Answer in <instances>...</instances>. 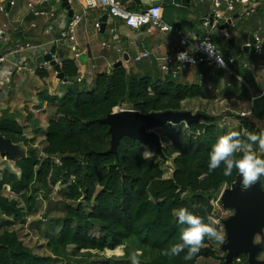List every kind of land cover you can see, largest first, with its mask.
Instances as JSON below:
<instances>
[{
	"label": "trees",
	"instance_id": "1",
	"mask_svg": "<svg viewBox=\"0 0 264 264\" xmlns=\"http://www.w3.org/2000/svg\"><path fill=\"white\" fill-rule=\"evenodd\" d=\"M260 1L264 2L258 0V4ZM154 5L160 7L159 3ZM59 65L66 82L77 77L73 61L63 60ZM244 75L248 83L252 82L250 75ZM196 98H206L196 85L139 77L122 67L112 69L110 74H97L89 91L69 90L57 101L54 118L44 130L42 160L34 155L33 139L24 138L22 129L12 119L0 120V136L26 148L24 157L15 163L18 176L7 171L0 174V264L82 263L75 258L117 249L123 252L121 258H103L100 264H131L133 252L139 253L140 264H196L199 258H213L215 253L207 237L205 246L191 261L183 259L187 249L175 257L162 252L182 243L180 232L186 225L177 223L175 211L186 208L208 223L210 201L237 175L234 168L230 176H225L224 165L209 171L212 146L226 134L212 125L219 118L155 130L161 155L154 145L127 138L119 141L116 155L106 154L107 127L98 122L123 105L141 114L177 112L182 111L183 101ZM263 115L236 118L239 126L233 131L239 132L242 140L247 139L248 133L264 131ZM253 148L264 158L258 145ZM145 150L164 161L174 156L168 179L162 178L163 172L156 163L143 156ZM57 184L64 187L59 194L66 200L65 214L57 236L46 242L48 255L39 256L21 242L11 227L25 221L21 203L30 211L34 195L40 192L46 198ZM260 186L264 190V178ZM5 187L16 198L3 195ZM94 229L100 238L89 235ZM263 251L261 243L257 257ZM221 261L222 257L218 264Z\"/></svg>",
	"mask_w": 264,
	"mask_h": 264
},
{
	"label": "crops",
	"instance_id": "2",
	"mask_svg": "<svg viewBox=\"0 0 264 264\" xmlns=\"http://www.w3.org/2000/svg\"><path fill=\"white\" fill-rule=\"evenodd\" d=\"M40 1L0 0V6H4L7 12V16L0 13V24L5 25L6 30V39L0 44V57L3 59L0 64V120L12 119L22 129L24 138L33 139L31 147L34 152L38 144L36 138L42 140L45 145L44 130L47 123L54 118L53 113L57 101L63 98L69 90L89 91L94 85L95 76L105 73L106 70H112L117 62H120V67L131 74L162 81L165 78L158 70L156 58L167 55L177 43L176 35L162 32L153 26L146 25L133 30L125 27L119 19L109 17H106L102 23L99 20L104 14L98 12L97 15L90 16L88 12L90 10L84 11L81 1L67 0L73 14H79L81 18L75 28V44L63 42L59 45L56 38L65 24L66 12L55 6L56 0H49L41 6L47 11L54 9V19L48 22L44 18H35L28 12L27 4H37ZM117 1L123 7L135 12L147 7L137 6L131 3V0ZM9 2H13V5L9 6ZM178 2V5H165L160 1H151L150 4L159 3L160 19L185 38L191 40L195 36L203 35L200 25L202 20L210 15V4L198 0H178ZM98 22L101 26L103 24V29L100 27V30L96 32L94 28L92 29V25ZM231 23L233 26L230 27L228 23L215 24L217 26L215 30H212L211 37L216 50L222 57L232 54L235 61V66H233L236 68L234 74L236 73L237 76L242 74V77H245L244 74L247 73L252 78L250 83L259 87L264 83V36L263 38L261 36L263 52L260 55L238 52L237 47L244 46L248 37H252L258 28L264 35V2L260 1L255 13L245 18H238L232 14ZM239 24L242 25L241 28L235 30ZM222 25L225 26L223 30L226 29L228 33L227 40L223 38L219 30ZM90 29L94 30L93 33H89ZM231 29L234 31L231 32ZM242 37L245 41H241ZM102 43L109 44V48L102 47ZM15 44L20 49H15ZM26 45L30 48H26ZM51 46H55L53 57L58 64L63 60H71L76 66L77 77L71 82L60 83L56 80L52 68L47 66L36 68L38 64L35 60L44 56ZM142 52H150V55L134 62V57ZM80 57H83L82 60ZM220 71L196 66L182 73L174 82L184 86L199 87L200 85L199 89L206 98H198L199 101L196 103H201V108L206 106V114H213L212 107L216 108L215 103L220 104L219 109L229 111L232 101H239V103L241 101L238 100V94L229 90L231 87L229 84L222 85L223 82L218 79ZM40 72L44 74L41 76ZM153 75L155 78L152 77ZM223 88L227 89L222 93L228 95L227 99L219 96ZM210 89L213 94L207 91ZM247 91L248 96L245 100L248 104L247 98L252 96V93L248 87ZM214 96L216 99L213 98ZM187 102L183 101L181 106ZM187 108H192V106ZM185 111L192 113L197 112L198 109L185 108ZM220 126L225 127V125ZM229 128L227 127L226 130ZM17 146L22 147L21 144ZM20 150L24 151L21 148ZM2 160L10 162L7 159Z\"/></svg>",
	"mask_w": 264,
	"mask_h": 264
},
{
	"label": "water",
	"instance_id": "3",
	"mask_svg": "<svg viewBox=\"0 0 264 264\" xmlns=\"http://www.w3.org/2000/svg\"><path fill=\"white\" fill-rule=\"evenodd\" d=\"M131 3L137 6H148L151 1H160L162 4L178 5V0H131ZM60 8L66 12L67 24L73 12L69 8L67 0H60ZM103 15L99 21L105 20ZM212 23V19H210ZM225 26H220L219 30H223ZM103 29V24L101 26ZM204 36H199L202 39ZM59 45L63 44L60 36L57 35ZM231 41V40H230ZM229 42V41H228ZM248 43L253 44V39L248 37ZM231 44V42H229ZM238 52L255 53L253 47L238 46ZM55 52V46H51L49 51L35 60V63H48L55 72V78L58 81L65 82V78L61 73L60 66L52 59ZM256 54V53H255ZM232 54L228 55L231 57ZM81 60L83 57H80ZM117 62L113 69L120 67ZM264 114V96L255 97L249 107V115L259 118ZM211 119L202 113H191L189 111H164L157 113L141 114L135 110H119L112 111L105 118L99 120L100 124L107 127L109 136V148L106 154L116 155L119 141L127 138L142 143H150L154 145L156 153L161 155V143L155 130L165 125L177 126L181 123L190 125L200 121H210ZM24 151L20 150L17 145L0 136V157H5L8 161L16 163L24 157ZM242 177L237 172L235 179L227 187L222 189L219 195V203L223 210L231 212L227 218L222 220L225 238L224 243L220 246V251L224 253L220 264H232L233 259L238 256L246 257V264H264L263 260L257 259V254L261 250V243L264 240V190L260 186V182L245 189L241 186ZM259 238L256 242L255 239Z\"/></svg>",
	"mask_w": 264,
	"mask_h": 264
},
{
	"label": "built area",
	"instance_id": "4",
	"mask_svg": "<svg viewBox=\"0 0 264 264\" xmlns=\"http://www.w3.org/2000/svg\"><path fill=\"white\" fill-rule=\"evenodd\" d=\"M49 0H41L37 4L28 3L27 8L28 12L35 18H44L48 22L54 19L55 10L49 9L47 11L45 8L41 6L42 3H47ZM82 2V8L84 11L87 10H95L100 12L106 17L119 19L122 24L129 29H139L146 25L153 26L162 32H170L177 36V43L171 49V51L162 57L156 58L157 66L159 72L163 75V78H167L170 80H176L182 73L187 70L193 69L196 66H203L207 69H216L221 70L230 75H234V70L231 66L234 64L233 57L223 58L219 52L216 50V47L211 38L212 30L216 29L215 24H226L228 26H233L231 23L232 14H235L236 17L242 18L247 17L255 13L258 0H198L199 2H208L210 4V13L212 22L210 24V20L208 17L204 18L201 22V30L203 31L204 37L200 39L198 36L193 37L191 40L185 38L176 32L172 27L165 24L159 17V7L154 4H149L146 8L141 11L135 12L130 11L126 7H123L117 0H79ZM57 3L60 0H56ZM9 6L13 5V2H9ZM0 13L4 16H7V12L5 11L4 6H0ZM79 14H73L71 20L64 24L61 32L59 33L60 40L67 43L75 44L74 34L76 24L80 21ZM34 27V25H32ZM101 24L94 23L93 28L96 32L100 30ZM222 32V36L225 40L229 38L228 33L225 30ZM262 31L260 28L252 35L253 44L246 42L244 46L247 48L253 47L254 52L257 55L262 53V39H261ZM6 39V30L5 25L0 24V44ZM208 41L210 44V52L214 53L215 56H210L205 48L202 46V41ZM58 42V41H56ZM102 47L109 48V44L102 43ZM193 46L195 49L193 51ZM26 48H30L29 45H26ZM15 49H20L17 44H15ZM188 52V56L192 58V62H188V60H179L177 59V55L182 52ZM150 55V52H142L136 55L133 59L134 62H138L142 59L147 58ZM216 57H222L221 61H218ZM54 61L56 59L52 57ZM3 59L0 57V64ZM221 63L226 65V67L220 66ZM43 66H47L50 68L48 63H41L36 66V68L40 69ZM112 70H106V74H110ZM60 83H64L60 81ZM253 95V94H252ZM263 93H260L256 96H250V102L258 96H263ZM248 113H240V117H247ZM55 163H57V159H54ZM224 189V187L222 188ZM221 189V191H222ZM220 191V192H221ZM219 195L213 200L210 201V205L212 207V212L210 217L216 223L213 225L220 231L224 236V231L221 226V222L224 217L221 216L222 208L219 203ZM209 222V221H208ZM224 243V242H223ZM222 243H219L221 245Z\"/></svg>",
	"mask_w": 264,
	"mask_h": 264
},
{
	"label": "rangeland",
	"instance_id": "5",
	"mask_svg": "<svg viewBox=\"0 0 264 264\" xmlns=\"http://www.w3.org/2000/svg\"><path fill=\"white\" fill-rule=\"evenodd\" d=\"M55 6L57 8H60V4L56 3ZM92 11V12H90ZM89 15H97L98 12H94L95 10H90ZM160 12V10H159ZM160 14V13H159ZM210 17V15L208 16V18ZM245 18V17H242ZM241 24H239L235 30H238L241 28ZM92 29H93V25H92ZM90 29L89 33H93L94 30ZM234 30L231 29V32H233ZM263 38V34L261 35ZM241 41H245V38L242 37ZM263 52V51H262ZM262 54V53H261ZM245 57H248V55H244ZM253 58V55H251ZM224 58L225 55L223 56ZM250 57V56H249ZM263 57V56H262ZM261 57V58H262ZM251 60V59H250ZM246 61V60H245ZM234 66H235V61H234ZM233 66V68H235ZM236 68L234 69L235 72ZM220 77L218 78L219 80H221L222 85H227L229 84V90H231L232 92H234V94H238V97L240 98V103L239 101L234 102L232 101L230 104V109L229 111H224L223 109H219L220 104L219 103H215V107L213 108V114H206V106L201 108V103L197 104L196 101L198 102L199 99H192L191 102L190 100H187V104L183 103L181 106V109L185 111L186 109H192V108H196L198 109L197 112H192V113H203L204 115L210 117V118H219L217 122L213 123L212 125H214L216 127V129L218 130H225V133H229L233 130H235L238 126H239V121H237L236 118H245V117H240V113H248L249 112V107H250V96L247 98L249 100V103H246L245 97H247L248 95V91H247V87L249 88V90L251 91V93L253 94L252 96H256L260 93L264 94V83L259 86H253L251 83L247 84V80L245 77H241V76H237V75H230L229 73H226L224 71H220L219 72ZM240 74V73H239ZM264 76V73H263ZM152 77L155 78V76L153 75ZM241 77V78H240ZM259 81V80H258ZM200 87V85H199ZM68 90V89H67ZM224 90H227L226 88L221 89V93L219 94L220 97H225L224 99L228 98V95L226 94H222ZM210 94H213L212 89L207 90ZM206 91V92H207ZM215 94V93H214ZM221 100V98H219ZM227 103V101H224ZM191 103V104H190ZM208 104V103H206ZM224 104V103H221ZM209 105V104H208ZM192 106V108H187V107ZM229 107V106H227ZM199 108H201V112H199ZM117 109V110H116ZM114 111H119V110H129L128 106H120V107H116L113 109ZM112 110V111H113ZM208 122H213L212 119L211 121H207ZM261 122L264 124V115L261 118ZM220 125H225V127H221ZM172 126V125H171ZM184 126V125H183ZM230 127L229 130L226 128ZM218 130V131H219ZM243 134H245V131H242ZM193 138L195 136H192ZM219 138V137H218ZM36 140H38V144L37 147H35V152L34 155L36 157V159L38 160H42L44 158L43 155V149H44V144L43 141L40 140L39 138H36ZM20 146V144H19ZM21 147V146H20ZM21 149H23L24 151L26 150V148H23V146L21 147ZM143 156L145 158H149L150 160H152L154 163H156L160 169L163 172V179H168L172 173V160L174 158V156L168 160V161H164L161 158L157 157L155 155V153L152 152H148L147 150H145ZM3 171H7L10 173L15 174L16 176H18L19 171L16 168V166L11 163V162H7L6 160H2V158H0V174ZM63 186L60 185H55L54 188L52 189V192L46 197L44 198V195L42 193H37L34 195V201L32 203L31 206V210L28 211L25 209L24 204L21 203V207H23V213H24V217H25V221L22 225H20V223L15 224L14 226L11 227V229L15 230L17 232V234L20 236V240L21 242L27 246L28 248H31L32 251L39 255V256H46L48 255V251L46 250V242L47 240H51L54 237L57 236V232L58 229L60 227L61 224V220L64 217V210H63V205L66 204V200L59 194V190L63 189ZM3 195L8 196V198H16L14 197L10 191H8V188L5 187L3 192ZM23 204V205H22ZM223 210V209H222ZM229 215H231V212L228 210H223L221 211V216L225 218H227ZM264 233V232H263ZM91 237H95V238H100L101 234L96 230H92L89 234ZM256 242L259 241V238L257 237L255 239ZM210 246L212 247L213 251H214V257L213 258H199L196 261V264H218V260L220 257H223L224 253H222L219 249V243L215 242L213 240H210L209 242ZM262 244H264V240L262 241ZM123 252L119 249L115 250V251H105L103 254H94V253H90V257H76L75 259L77 261H82V263H71V264H100V262H102L103 258H121L122 257ZM258 260H263L264 259V251L257 257ZM56 264H66L65 262H60V263H56ZM232 264H246V257L245 256H238V258H235L232 262Z\"/></svg>",
	"mask_w": 264,
	"mask_h": 264
},
{
	"label": "clouds",
	"instance_id": "6",
	"mask_svg": "<svg viewBox=\"0 0 264 264\" xmlns=\"http://www.w3.org/2000/svg\"><path fill=\"white\" fill-rule=\"evenodd\" d=\"M201 44L210 56H215L214 53L210 52L211 46L208 41H202ZM194 50H196L195 46H193ZM216 58L218 61L222 60V57ZM177 59L192 62V58L188 56L187 51L179 53ZM220 66L226 67L223 63ZM254 145H258L259 149L264 151V131L260 133H248L246 140H242L240 133L237 131H231L220 136L209 153V171L212 172L221 165H224V175L230 176L235 168L242 177V184L245 189L260 182L264 178V158L256 154L253 148ZM238 153L242 154L239 158H237ZM174 214L179 225H186L180 232V240L182 243L172 245L170 249L164 250L162 255L167 257L180 256L187 249L183 259L185 261H191L205 246L204 240L206 237L209 240L223 244L224 237L213 226L216 222L211 217L208 218L209 222L205 223L203 218L194 215L186 208H180ZM221 245L218 246L219 249ZM138 255L139 253L137 252L131 254V264H140L137 258Z\"/></svg>",
	"mask_w": 264,
	"mask_h": 264
},
{
	"label": "bare ground",
	"instance_id": "7",
	"mask_svg": "<svg viewBox=\"0 0 264 264\" xmlns=\"http://www.w3.org/2000/svg\"><path fill=\"white\" fill-rule=\"evenodd\" d=\"M210 19H212V18H211V13H210L209 20H210ZM212 21H213V20H212ZM203 36H204V34H203ZM211 38H212V37H211ZM48 51H49V50H48ZM48 51H47V52H48ZM231 57H232V56H231ZM223 58H224V57H223ZM55 63L57 64V62H56V61H55ZM58 65H59V64H58ZM233 65H234V64H233ZM233 65H232V66H233ZM59 66H60V65H59ZM232 66H231V68H233ZM50 68H52V67L50 66ZM242 68H243V67H242ZM116 110H117V109H116ZM189 112H190V111H189ZM193 114H194V113H193ZM202 114H203V113H202ZM239 116H240V115H239ZM181 124H183V125H184V127L188 126V125H186L185 123H181ZM179 125H180V124H179Z\"/></svg>",
	"mask_w": 264,
	"mask_h": 264
}]
</instances>
